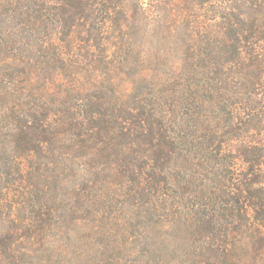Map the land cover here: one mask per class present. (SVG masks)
<instances>
[{
  "label": "trees",
  "instance_id": "trees-1",
  "mask_svg": "<svg viewBox=\"0 0 264 264\" xmlns=\"http://www.w3.org/2000/svg\"><path fill=\"white\" fill-rule=\"evenodd\" d=\"M0 264H264V0H0Z\"/></svg>",
  "mask_w": 264,
  "mask_h": 264
}]
</instances>
